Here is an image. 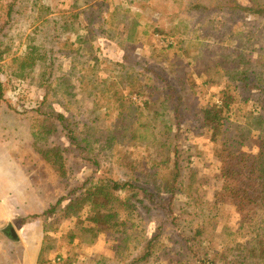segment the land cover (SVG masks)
<instances>
[{"label":"rangeland","instance_id":"374dc122","mask_svg":"<svg viewBox=\"0 0 264 264\" xmlns=\"http://www.w3.org/2000/svg\"><path fill=\"white\" fill-rule=\"evenodd\" d=\"M229 2L264 8V0H0V152L27 173L45 211L76 187L79 195L87 179L130 178L126 160L140 167L150 159L147 141L127 143L132 121L122 119L123 111H135L133 126L144 117L161 137L163 124L173 123L160 104L164 82L189 96L178 134L189 189L177 195L174 215L142 214L130 246L121 249L106 233L94 245L70 244L74 264H130L156 233L151 256L141 264H195L193 244L198 255L207 252L225 264L245 241L235 209L213 205L222 186L220 164L198 121L200 109L219 103L226 86L235 97V124L250 127L264 112L258 88L264 85V14L232 10ZM150 94L161 96L151 106ZM46 115L49 121H42ZM41 125L50 131L47 140L34 138ZM64 126L75 130L78 146L70 145ZM248 133L243 148L255 153L259 132L251 127ZM53 146L64 149L63 179L36 149ZM44 212L30 218L43 225L49 256L63 264L68 232L80 225L73 216Z\"/></svg>","mask_w":264,"mask_h":264},{"label":"trees","instance_id":"16d2710c","mask_svg":"<svg viewBox=\"0 0 264 264\" xmlns=\"http://www.w3.org/2000/svg\"><path fill=\"white\" fill-rule=\"evenodd\" d=\"M228 7L248 14H264V8L250 10L235 2H229ZM164 85L166 92L160 104H164L173 123L163 124L159 130L161 137H157L153 131L155 127H152L150 123L145 125L144 117L135 121L137 125L133 126L135 111H123L122 113V119L132 121L128 131L131 135L127 143L133 144L137 139L147 141L150 147V159L140 167L126 160L124 165H127L131 173L130 178L116 180L100 175L91 180L87 179L89 181L83 184V190L79 195V189L76 187L68 191L67 196L60 197L44 212L47 217H54L57 213L73 216L80 225L79 230L68 232L69 245L63 264H74L75 262V254H72L70 244L94 245L103 233L115 236L119 240L117 246L119 249L126 244L130 246V239L133 235L131 233L136 228V224L133 223L141 220L142 214L148 217L159 214L174 215L173 206L177 195L189 189L183 181V160L178 141L182 115L188 104L189 96L188 93L182 94L177 87L168 82H164ZM258 88L263 93L259 92L264 94L262 82H259ZM3 96L4 88L0 80V103ZM160 97L159 94L158 96L150 94L147 104L149 106L155 104ZM234 103L235 97L230 92V87L226 86L219 103L208 101L198 113L200 127L210 133L214 153L220 164L218 177L222 186L215 194L213 205L219 203L231 205L239 217L237 232L245 237V241L234 249L236 254L232 256V259L224 263L264 264V112L254 119L252 126H239L232 120ZM49 119V115H46L43 116L42 121L46 122ZM54 119L59 123L65 120L62 114H57ZM41 126L43 128L35 131L34 138L47 140L46 136L50 131L45 125ZM251 127L259 132L258 149L255 153L247 152L243 148ZM73 130L67 126L62 127V133L69 139L70 145L78 146V138L72 135ZM115 132L120 134L118 130ZM112 138L114 139L115 136ZM36 149L41 159L51 165L61 179L66 177L63 148L53 146L47 149ZM200 233V230L196 232V234ZM158 237L159 233H156L144 240L141 248L143 254L131 260L130 264L147 262ZM194 237L188 240L192 243ZM194 246L193 244L189 248V252L195 264H216L214 263L215 258L209 257L207 252L198 255L199 251L193 250ZM132 247L136 249V246ZM48 256L49 249L43 245L38 264H49Z\"/></svg>","mask_w":264,"mask_h":264},{"label":"crops","instance_id":"0c3cea01","mask_svg":"<svg viewBox=\"0 0 264 264\" xmlns=\"http://www.w3.org/2000/svg\"><path fill=\"white\" fill-rule=\"evenodd\" d=\"M44 211L27 173L0 152V264H38L45 234L43 225L30 216Z\"/></svg>","mask_w":264,"mask_h":264},{"label":"built area","instance_id":"2783aa9c","mask_svg":"<svg viewBox=\"0 0 264 264\" xmlns=\"http://www.w3.org/2000/svg\"><path fill=\"white\" fill-rule=\"evenodd\" d=\"M62 261V258L60 257H56V258H53L49 261V264H60Z\"/></svg>","mask_w":264,"mask_h":264}]
</instances>
